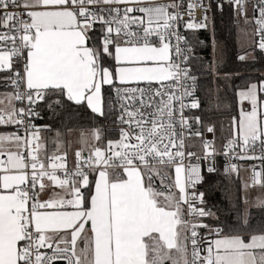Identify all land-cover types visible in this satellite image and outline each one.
<instances>
[{"label":"snow or ice","instance_id":"snow-or-ice-1","mask_svg":"<svg viewBox=\"0 0 264 264\" xmlns=\"http://www.w3.org/2000/svg\"><path fill=\"white\" fill-rule=\"evenodd\" d=\"M226 9L264 61V0H0V264H264V71L221 72ZM221 156L249 176L206 223Z\"/></svg>","mask_w":264,"mask_h":264},{"label":"trees","instance_id":"trees-1","mask_svg":"<svg viewBox=\"0 0 264 264\" xmlns=\"http://www.w3.org/2000/svg\"><path fill=\"white\" fill-rule=\"evenodd\" d=\"M232 16L231 12L226 9L224 13H217L215 15L214 20V28L215 35L218 40L224 45V63L221 67V72H231V73H240V75H234L230 78V83H239L242 79L248 75L255 76L258 73L264 71V61L257 62H249L247 65H243L240 61L236 60V55L242 51V43H241V30H243V23L238 22ZM249 29L252 31V26L247 25ZM209 34L207 32H203L201 34V39H204ZM210 43V40H209ZM208 77L202 76L201 80H207ZM61 120H66L69 126L73 124H84L87 125L89 123V114L86 110H81L80 113H77L76 116L70 120L66 119L64 114H60L59 119L55 121L57 126H59ZM53 123L52 117H46V121H40V123ZM225 123L227 120L225 119ZM212 182H215V187L212 186ZM242 184V179L233 178V181L229 183L224 180V177L221 176V173H217L213 176L208 177V183L203 185V191L206 194V206L211 208L213 211L217 212V215L220 216V221H216L215 219L209 220V223H219L223 222L225 217L231 216L229 215L226 209L228 208V203L226 202V196H229L233 201L237 195H243L242 192H239ZM227 185L230 189V192H225L223 189ZM234 207V203H233ZM253 219H260V214L253 211Z\"/></svg>","mask_w":264,"mask_h":264},{"label":"built area","instance_id":"built-area-1","mask_svg":"<svg viewBox=\"0 0 264 264\" xmlns=\"http://www.w3.org/2000/svg\"><path fill=\"white\" fill-rule=\"evenodd\" d=\"M236 23H238V22H236ZM217 161H218V167L220 168L221 176L223 177V168H224V166H225V158L222 157V156H221V157H218V158H217ZM237 163H238V164H241V165H245V166H247V165H249V164H254V163H258V162H255V161H237ZM242 171H244L243 168L241 169V173H242ZM241 173H240V177H241V179H242ZM206 175H207V174H206ZM245 175H246L247 178H248L249 173L245 171ZM254 190H255V191H258V190H260V189H259V188H256V189H252L251 191H254ZM199 191H202V192L205 193V191H203V185L199 187ZM205 200H206V194H205ZM206 207H207V206H206ZM209 220H211V219H207L205 222H206V223H209ZM201 231L204 232L205 230H204V229H201Z\"/></svg>","mask_w":264,"mask_h":264},{"label":"rangeland","instance_id":"rangeland-1","mask_svg":"<svg viewBox=\"0 0 264 264\" xmlns=\"http://www.w3.org/2000/svg\"><path fill=\"white\" fill-rule=\"evenodd\" d=\"M247 32L248 34H251V29H249V27H247V25H245V24H243V30H241V34H240V36H242V38H241V43L243 42V41H245L246 40V37L244 36V32ZM241 176H242V182L245 180V179H247V176L245 175V171H242V173H241ZM260 190H258V191H251V194L253 195V196H255L258 192H259ZM254 211V210H253Z\"/></svg>","mask_w":264,"mask_h":264}]
</instances>
